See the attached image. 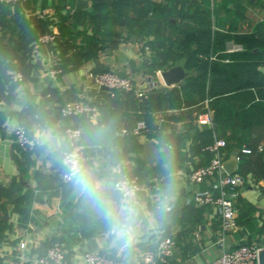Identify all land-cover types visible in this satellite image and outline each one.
<instances>
[{
  "label": "crops",
  "instance_id": "0c3cea01",
  "mask_svg": "<svg viewBox=\"0 0 264 264\" xmlns=\"http://www.w3.org/2000/svg\"><path fill=\"white\" fill-rule=\"evenodd\" d=\"M87 1L83 8L78 0L0 3V43L22 48L4 59V66H17L25 75L23 83H15L4 66L0 70L5 91L0 98V264H20L44 254L55 240L68 251L66 264H86L85 253L92 250L113 264H142V251L156 248L161 236L175 242L171 263L207 264L222 252V221L215 209L197 205L193 198L199 191L213 190L216 177L196 184L190 174L211 161L214 155L205 148L218 139L228 143L222 150L225 163L236 157L234 174L249 180L237 189L236 227L227 233L226 246L264 248V124L248 131L240 124L220 128L214 120L213 125L199 124L201 115L210 110L213 118V112L208 99L193 103L183 97L182 87L192 71L177 42L183 25L198 26L203 17L218 31L264 33V0ZM95 2L107 7L96 11ZM153 6L164 8L167 19L155 15ZM43 33L57 36L62 58L53 49L39 50L37 38ZM234 44H228L227 53L238 52L229 51ZM61 59L65 71L51 78V67ZM218 59V53L210 57ZM179 66L186 73L185 84L168 85L163 72ZM103 70L131 75L137 88L149 89L152 82L158 87L142 98L135 91L113 96L88 76ZM67 101H83L97 110L65 119L59 109ZM117 110L151 112L153 127L137 136L132 131L138 120L116 115ZM84 121L111 125L121 136L113 146H83L82 173L107 178L108 185H115L122 170L139 177L138 228L130 248L114 240L108 224L77 187L62 179L66 128L83 127ZM19 124L32 139L26 148L15 141ZM148 141L159 148L150 161L139 157ZM169 188L174 199L169 210L162 211V196Z\"/></svg>",
  "mask_w": 264,
  "mask_h": 264
},
{
  "label": "built area",
  "instance_id": "2783aa9c",
  "mask_svg": "<svg viewBox=\"0 0 264 264\" xmlns=\"http://www.w3.org/2000/svg\"><path fill=\"white\" fill-rule=\"evenodd\" d=\"M27 1L28 0H0V3L17 5ZM1 32L2 26L0 24V35ZM56 43L57 36L53 33H43L39 35L37 39L38 46L52 45L54 47ZM243 49L244 47L242 45L234 44L229 51H240ZM58 66V61H55L49 71L51 78H56L58 75L62 74L63 71ZM7 73L12 82L23 83L25 80L24 74L16 68L9 69ZM88 76L99 89H110L113 96L116 95L117 92L130 93L135 91L137 96L142 98L149 91L158 87L156 82H152L149 89L137 88L135 80L131 75H120L114 70L90 71ZM96 110L97 107L83 101H67L61 105L59 112L63 118L68 119L85 113L95 112ZM198 123L201 125H213L211 111L208 110L205 114L201 115L198 118ZM147 130V123L145 121H138L132 132L137 136H141V134ZM124 132L127 133V131ZM14 135L15 141L19 143L22 148H26L32 144V139L25 125L19 124L15 128ZM65 137L68 147L63 154L65 169L62 173V179L64 182H70L65 179L66 170L69 167L80 173L84 170L82 127L68 125L65 131ZM226 146L227 142L224 139H218L213 144L208 145L205 149L213 153V158L207 164L195 168L190 174V180L196 184H202L216 177L213 190L199 191L193 198L195 204L215 209L222 221V237L220 238L222 252L218 257L207 264H259V255L264 249L263 247L242 244L235 249H229L225 243L227 233L236 227L237 189L244 186L247 181H249L247 177L240 174H229L225 171V159L222 150ZM122 171L117 177L115 184H119L123 191L129 193L130 198L133 199L134 202H137L142 191L139 177L130 172ZM174 250L175 242L173 239L168 236H161L157 241L156 248H147L142 251V264H173L170 259L174 255ZM67 261L68 251L65 245L60 240H55L46 253L36 254L31 258L25 259L20 264H66ZM85 262L86 264H113L104 254L95 250L85 253Z\"/></svg>",
  "mask_w": 264,
  "mask_h": 264
},
{
  "label": "trees",
  "instance_id": "16d2710c",
  "mask_svg": "<svg viewBox=\"0 0 264 264\" xmlns=\"http://www.w3.org/2000/svg\"><path fill=\"white\" fill-rule=\"evenodd\" d=\"M106 4L95 2L94 9L103 10L107 7ZM111 5L114 8L115 4ZM150 9L159 18L162 16L167 19L168 15H163L164 8L153 6ZM260 28L262 27L259 26ZM179 32L182 38L177 42L181 53L186 56V68L192 71L191 77L182 87L183 97L193 103L208 99L214 123L220 128H232L240 124L243 130L248 131L254 125L264 124V71L261 70L264 67V33L258 29L251 33L218 31L213 28L209 17H203L198 26L185 24ZM229 43L242 45L244 50L227 53ZM59 47L60 42L57 40L53 53L62 58L63 53ZM20 50L22 48H12L0 43V70L4 66L3 60L12 58ZM216 53L219 59L211 61V55ZM58 63V67L64 72V59ZM8 68H16L23 73L17 66L7 67L6 72ZM4 92L0 85V98ZM122 93L124 92L116 94ZM115 113L134 116L138 121H145L149 128L153 127L154 115L151 112L130 114L117 110ZM83 124L86 125L87 121Z\"/></svg>",
  "mask_w": 264,
  "mask_h": 264
},
{
  "label": "clouds",
  "instance_id": "9594fccd",
  "mask_svg": "<svg viewBox=\"0 0 264 264\" xmlns=\"http://www.w3.org/2000/svg\"><path fill=\"white\" fill-rule=\"evenodd\" d=\"M65 179L77 187L85 201L90 203L97 214L108 224L110 234L122 248H130L138 228L139 209L130 194L119 184L108 185L107 178L97 180L88 174L66 170ZM174 195L169 188L162 196V211L169 210Z\"/></svg>",
  "mask_w": 264,
  "mask_h": 264
},
{
  "label": "water",
  "instance_id": "95a60500",
  "mask_svg": "<svg viewBox=\"0 0 264 264\" xmlns=\"http://www.w3.org/2000/svg\"><path fill=\"white\" fill-rule=\"evenodd\" d=\"M88 6L87 0H78V7L83 8ZM53 49L52 45L41 46L39 50L43 52H51ZM38 63H41L40 61ZM264 70V68L262 69ZM163 77L168 85L174 82H180L181 85L185 84L186 73L182 67H175L169 71L163 72ZM83 139L82 144L86 147H104L113 146L116 140L121 136V133L111 125L101 126L95 125L93 123H88L82 127ZM158 146L152 142H146L143 145V151L139 154V157L143 160L150 161L156 158L158 153ZM238 160L236 157L230 162L224 164L225 171L229 174H234L236 172V167ZM8 215V213L6 214ZM259 264H264V249L259 255Z\"/></svg>",
  "mask_w": 264,
  "mask_h": 264
}]
</instances>
